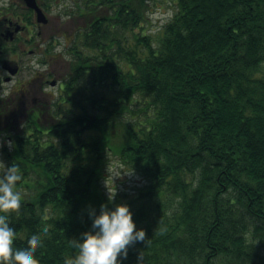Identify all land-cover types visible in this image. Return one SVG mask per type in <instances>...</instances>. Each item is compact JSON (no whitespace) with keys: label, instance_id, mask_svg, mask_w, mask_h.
<instances>
[{"label":"trees","instance_id":"obj_1","mask_svg":"<svg viewBox=\"0 0 264 264\" xmlns=\"http://www.w3.org/2000/svg\"><path fill=\"white\" fill-rule=\"evenodd\" d=\"M62 1L37 0L46 13ZM65 1L58 15L83 22L58 71L37 30L0 29V57L34 47L61 76L45 112L18 96L0 117L6 165L22 174L14 242L40 231V264H64L91 208L127 203L145 238L123 264H264V0H174L157 41L142 28L158 0ZM2 13L16 21L0 27L32 24L22 2ZM109 154L142 178L126 201L103 189Z\"/></svg>","mask_w":264,"mask_h":264},{"label":"clouds","instance_id":"obj_2","mask_svg":"<svg viewBox=\"0 0 264 264\" xmlns=\"http://www.w3.org/2000/svg\"><path fill=\"white\" fill-rule=\"evenodd\" d=\"M21 175L18 165H6L0 160V260L8 259L10 264H40L34 255L42 242L40 231L28 233L27 243L16 244V229L9 223L10 210L21 205L22 194L16 187ZM114 196L115 191L109 192L108 201L112 202ZM89 215L90 229L69 241L77 251L66 257L64 264H123L129 246L145 238L144 229L136 226L127 203H116L112 207L101 203L99 211L91 208ZM141 259L138 253L137 264H141Z\"/></svg>","mask_w":264,"mask_h":264},{"label":"rangeland","instance_id":"obj_3","mask_svg":"<svg viewBox=\"0 0 264 264\" xmlns=\"http://www.w3.org/2000/svg\"><path fill=\"white\" fill-rule=\"evenodd\" d=\"M17 4L21 5L20 0H0V8L4 6H8L9 4ZM67 5L66 1L63 0L56 6H51L47 12V17L49 18V25L52 27L60 26L65 29L67 35L70 32V26L68 24H62L65 19V16L59 17L58 11L60 10L61 6ZM175 11V4L174 0H158L153 2L152 6L149 7V13L146 18V23L142 30L145 32L146 35H149L153 41H157L160 37V32L163 28V25L171 19L173 13ZM4 17H9L8 20H13L11 22H15L16 19L10 17L5 14H1L0 19ZM19 24H23L21 22H17ZM32 24H35L34 19H32ZM31 24V25H32ZM29 26V31L31 28ZM6 24L0 27L1 31L5 29ZM37 30V28L35 27ZM43 27L40 28V31ZM28 32H23L18 34L17 37L22 39L28 38ZM34 47H26L24 50L25 52L22 55H2L0 57L1 60H12L15 61L18 66L20 67V71L14 77L13 81L5 82L3 79H0V90L3 93L10 91L11 88H14L18 82L23 81L25 78H28L32 75L33 72H37L42 70L45 66L39 65L35 60V55L29 54L28 50H33ZM38 52V49L34 50ZM50 69L54 71H58L61 65L58 64V61L51 62L49 65H46ZM2 76H7V73L2 72ZM46 90L52 94H56L58 91L57 87H46ZM4 145L8 146L6 138L0 136V160H2L6 164V160L2 153V148ZM102 180V186L105 191V194L108 196L109 192L115 191L114 199L117 198L118 200L126 201L129 199L134 192L141 186L142 178L136 172L127 168L123 163H121L115 156L111 154L108 155V161L106 167L104 169V175ZM33 191V190H32ZM25 192V191H24Z\"/></svg>","mask_w":264,"mask_h":264},{"label":"flooded vegetation","instance_id":"obj_4","mask_svg":"<svg viewBox=\"0 0 264 264\" xmlns=\"http://www.w3.org/2000/svg\"><path fill=\"white\" fill-rule=\"evenodd\" d=\"M69 2V0H68ZM46 16L47 13L45 12ZM61 17V16H59ZM62 18V17H61ZM82 18L79 19L77 22L73 19V17L69 16L68 19H65L62 24H68L70 26V32L66 34V31L64 28L60 26H54L52 27L49 25V18L46 24L39 25L36 24L34 26H31V29L37 28L36 36L37 40H40L43 43L48 44L50 47H53L52 54L48 56L46 65H49L51 62L56 60H63L62 56V49L64 48L65 44L69 42L70 40L74 39L75 32L80 28V24H82ZM10 25V26H9ZM84 25V24H83ZM43 27V29L40 31V28ZM14 27L13 24H7L5 26L6 31L8 33H11L10 31H13ZM36 30V29H35ZM28 28L21 25V29L15 33H13L15 37H17L18 34H21L23 32H28ZM32 38V37H31ZM29 40V38L27 39ZM35 42V41H34ZM36 43V42H35ZM23 49L24 46H21ZM29 54H34L32 50L28 52ZM35 60L38 61V58L35 57ZM49 68H43L40 71L33 72L32 75L28 78H25L23 81L18 82L14 88H11L10 91H7L5 93L2 92L3 89L0 90V117L1 114L10 109L12 105L8 104L9 99H17L16 97H21L25 100V109L30 110L32 113L40 114L42 112H45L46 109H49L54 99L57 97V94H52L46 90V87H59L61 84V76L54 71H50L51 76L48 74ZM20 71V67L18 69V72ZM2 72H6V70L2 67L0 62V79H3L4 81L7 76H2ZM17 72V73H18ZM17 73L11 77L7 82L13 81L14 77L17 75ZM52 81H55V83L52 86ZM10 98H9V97ZM3 103H6L4 106ZM25 117V116H24ZM24 123V120L21 122ZM3 133L0 132V136H2Z\"/></svg>","mask_w":264,"mask_h":264},{"label":"water","instance_id":"obj_5","mask_svg":"<svg viewBox=\"0 0 264 264\" xmlns=\"http://www.w3.org/2000/svg\"><path fill=\"white\" fill-rule=\"evenodd\" d=\"M22 2L24 3L25 7L33 10L35 21L38 24H45L47 22V18L45 14L43 13L42 9L38 6L36 0H22ZM19 28L20 27L17 25L14 28V31H17ZM7 36H11V33L6 32L5 37ZM2 66L8 71L10 75H14L18 70V66L13 61H4L2 63ZM54 82L55 81H52V85L54 84Z\"/></svg>","mask_w":264,"mask_h":264}]
</instances>
